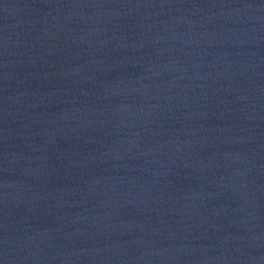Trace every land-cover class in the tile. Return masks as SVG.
Segmentation results:
<instances>
[{"label":"water","instance_id":"obj_1","mask_svg":"<svg viewBox=\"0 0 264 264\" xmlns=\"http://www.w3.org/2000/svg\"><path fill=\"white\" fill-rule=\"evenodd\" d=\"M0 264H264V0H0Z\"/></svg>","mask_w":264,"mask_h":264}]
</instances>
